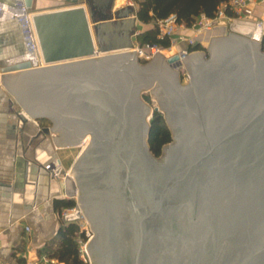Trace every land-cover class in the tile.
<instances>
[{"label":"water","instance_id":"95a60500","mask_svg":"<svg viewBox=\"0 0 264 264\" xmlns=\"http://www.w3.org/2000/svg\"><path fill=\"white\" fill-rule=\"evenodd\" d=\"M0 3H5L0 0ZM32 14L41 61L2 69L19 120L50 121L63 149L89 144L67 173L88 221L93 264H264V48L233 26L207 52L141 64L134 6ZM13 0L12 9H20ZM29 53V52H28ZM190 81L182 83L178 68ZM150 92L157 105L143 99ZM155 101H152L155 103ZM172 142L157 157L151 118ZM73 179H72V177Z\"/></svg>","mask_w":264,"mask_h":264},{"label":"crops","instance_id":"0c3cea01","mask_svg":"<svg viewBox=\"0 0 264 264\" xmlns=\"http://www.w3.org/2000/svg\"><path fill=\"white\" fill-rule=\"evenodd\" d=\"M0 3V71L29 57V48L24 38L21 23L12 19L17 10L8 7L13 0ZM135 0H33L36 12H51L80 5H93L98 15L119 11L134 6ZM103 3L105 8L103 9ZM243 17L264 18L263 6H250ZM152 28L140 22V32ZM221 29V30H220ZM218 28L219 34L225 28ZM222 31V33H221ZM262 31H258L260 36ZM176 36L189 37L185 30ZM181 50L185 45H180ZM22 113L15 99L0 86V263L24 264L27 261L50 259L53 264H64L49 258L47 253L55 251L61 242V230L73 223L67 221L63 201L69 197L67 177L54 175L49 166L61 160L66 170L69 157L66 150L57 146L55 133L42 132L41 121L22 123ZM74 165V164H73ZM73 167V166H72ZM72 169V168H71ZM29 229V230H28Z\"/></svg>","mask_w":264,"mask_h":264},{"label":"built area","instance_id":"2783aa9c","mask_svg":"<svg viewBox=\"0 0 264 264\" xmlns=\"http://www.w3.org/2000/svg\"><path fill=\"white\" fill-rule=\"evenodd\" d=\"M18 6L20 9H17V12L11 13V18L18 20L21 23L22 31L24 38L27 42L29 48V57L39 64L41 61V52L39 48V42L35 28L33 26L32 14L27 12V9L24 5V0H18ZM264 0H226L222 3L215 17L210 18L205 14L200 15L196 18L194 24L191 27H187L184 24H178L176 16L172 15L169 18L159 21L158 27L160 30V38H168L171 40V47L177 48L181 44L185 45V49L181 51L184 55H189L192 53L190 51V46L197 45V36L204 34L205 32L212 31L214 28L218 27L221 24L227 22L240 24L244 28L253 29L254 33L262 31L260 43L264 48V20L263 19H254L243 17V12L247 7L250 6H263ZM181 28L185 31L192 32L193 36H181L177 37L178 28ZM164 48L157 45L147 46L146 50L139 47L138 53L140 57H144L147 60H151L157 57L158 54L163 52ZM177 70H180L178 68ZM1 75L3 73L0 71V86L3 87ZM184 81L188 83L190 81L189 73H185ZM76 201V199H75ZM81 212L79 206L77 205L70 210H68L64 217L67 218L70 215ZM80 226V233L77 237V244L79 247V257L83 264H93L91 256L89 254L88 245L93 237L92 229L84 216L80 220L75 221ZM29 230V229H28ZM2 264V263H0ZM24 264H53V262L48 258H43L42 260H32L27 261Z\"/></svg>","mask_w":264,"mask_h":264},{"label":"trees","instance_id":"16d2710c","mask_svg":"<svg viewBox=\"0 0 264 264\" xmlns=\"http://www.w3.org/2000/svg\"><path fill=\"white\" fill-rule=\"evenodd\" d=\"M138 6L137 17L139 21L152 26L149 30L141 33L137 38L138 45L143 48L146 46L157 45L165 49L171 47V40L160 38L159 21L165 20L174 15L178 24L191 27L196 18L205 14L213 18L219 6L226 0H135ZM190 51H206L200 45L190 46ZM172 142L171 132L165 123L163 115L155 113L151 120V131L149 144L152 152L158 157L162 154L163 147ZM63 207L72 209L76 206L75 200L63 201ZM80 233V226L71 223L61 230V242L59 247L47 253L49 258L57 259L64 264H83L79 257V247L77 237Z\"/></svg>","mask_w":264,"mask_h":264},{"label":"rangeland","instance_id":"374dc122","mask_svg":"<svg viewBox=\"0 0 264 264\" xmlns=\"http://www.w3.org/2000/svg\"><path fill=\"white\" fill-rule=\"evenodd\" d=\"M135 2V4H136V6H137V3H136V1H134ZM137 8H138V6H137ZM263 20H264V18H262ZM233 26H241L240 24H234V23H229V22H227V23H223V24H221V25H219L218 27H216V28H214L213 30H215V29H218L219 27H224L225 28V32L224 33H222V34H219V33H217L216 35H213L212 36V38H211V40L209 41V43L208 44H204V43H202L200 40H197V44L198 45H200L201 47H203V48H205L206 50L209 48V46H210V44H211V41H212V39L213 38H217V37H222V36H226L227 34H229V33H232L233 31H232V28H233ZM181 28L179 27L178 28V31L180 30ZM182 30V29H181ZM212 30V31H213ZM190 33V36H193V33L192 32H189ZM257 33V32H256ZM256 33H254V35L253 36H255L256 35ZM262 33V32H261ZM259 38H261V34H260V36H259ZM260 40V39H259ZM139 46V45H138ZM140 47V46H139ZM145 50H146V48H147V46L146 47H143ZM181 47L180 46H178L177 48H173V47H170L169 49H165L164 48V50H163V52L160 54L165 60H166V62H167V64H168V62L169 61H171V60H173V59H177V58H179V59H181ZM204 52H206V51H204ZM153 59H151V60H147L146 58H144V57H141V60H140V62H141V64H146V63H148L149 61H152ZM179 73H180V76H181V79H182V83L183 84H186V82L184 81V75H185V73H187L188 71L185 69V67H180V70H177ZM143 99L145 100V102H147L148 104H150V105H152L153 106V104L154 105H157V103H156V101H155V98H153L152 97V94L150 93V92H148V93H146L145 95H144V97H143ZM152 101H155V103H153ZM161 115H163V117H164V114L162 113V112H159ZM165 120V119H164ZM42 123L45 125V126H48V127H51L52 126V123L50 122V121H42ZM165 123H166V121H165ZM166 125H167V123H166ZM168 126V125H167ZM89 138L90 137H88L87 138V142L89 141ZM86 143V142H85ZM88 144V143H87ZM86 144V145H87ZM85 145H83L82 147H77V148H72V149H70V150H66L65 152V154H68L69 155V157L67 158V160H66V169L69 171V173L71 172V168H72V166H73V164L75 163V161H76V159L78 158V156L82 153V151L84 150V148L86 147H84ZM72 177V176H71ZM72 179H73V177H72Z\"/></svg>","mask_w":264,"mask_h":264},{"label":"bare ground","instance_id":"6f19581e","mask_svg":"<svg viewBox=\"0 0 264 264\" xmlns=\"http://www.w3.org/2000/svg\"><path fill=\"white\" fill-rule=\"evenodd\" d=\"M221 27H219L220 29ZM221 30V29H220ZM218 32L217 29L213 30V31H209V32H205L203 35L200 34L199 36H197V39L200 40L202 43L204 44H208L209 41L211 40L212 36L213 35H216ZM222 33V31H221ZM218 35V34H217ZM89 141H90V138H89ZM89 141L87 142V140L85 141L86 143H84L83 145L87 146L89 144ZM88 143V144H87ZM87 144V145H86ZM84 146V147H85Z\"/></svg>","mask_w":264,"mask_h":264},{"label":"flooded vegetation","instance_id":"af4514ba","mask_svg":"<svg viewBox=\"0 0 264 264\" xmlns=\"http://www.w3.org/2000/svg\"><path fill=\"white\" fill-rule=\"evenodd\" d=\"M154 116V115H153ZM153 116H152V118H153ZM152 118H151V120H152ZM42 122V121H41ZM52 126H53V124H52ZM46 127H48V126H45V128ZM171 143V142H170ZM169 144V143H168ZM167 145V144H166ZM164 148V147H163ZM162 152H163V149H162ZM162 155V154H161ZM158 157H160V156H158Z\"/></svg>","mask_w":264,"mask_h":264}]
</instances>
